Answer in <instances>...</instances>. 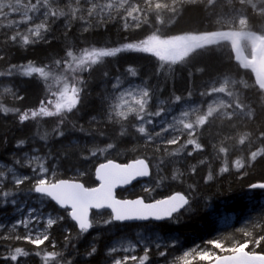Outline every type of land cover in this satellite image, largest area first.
Listing matches in <instances>:
<instances>
[{
	"label": "trees",
	"instance_id": "16d2710c",
	"mask_svg": "<svg viewBox=\"0 0 264 264\" xmlns=\"http://www.w3.org/2000/svg\"><path fill=\"white\" fill-rule=\"evenodd\" d=\"M53 4V10L64 15L32 23L33 27L44 25L40 37L28 31L30 25L22 22V27L16 28L14 19L0 16V73L10 69L13 73L0 75V264H115L117 259L121 264H140L146 248L144 264H185L184 251L189 250L194 260L188 264H205L196 258L198 250L221 256L232 253L227 249L244 241H249L247 251L264 254V190L250 188L264 183V154L237 169L230 158L222 162L226 152L220 151L221 146L216 144L215 149L203 138L210 123L197 126L194 135L186 132L177 143L168 144L171 135L158 131L154 124L142 134L132 115L126 119L114 109L118 89L132 85L149 91L148 112H160L157 118L179 113L187 105L207 106L221 93L231 100L230 114L246 123L242 130L247 136L245 144L255 140L258 150L264 149V87L257 84L250 70L240 67L229 44H209L178 61L123 49L84 69L74 67L66 55L69 50L79 56L84 49L123 48L151 37L223 32L264 35V0H159L140 4L132 16L122 10L109 15L76 14L75 18L71 13L75 3L55 0ZM17 33L13 41L11 36ZM24 35L34 42L23 44ZM12 65L17 67L12 69ZM29 66L43 67L46 75H24ZM130 66L137 73L134 77L127 71ZM65 87L79 90L74 109L31 117L42 101L48 111L56 113L54 97ZM176 96L181 97L179 102ZM24 112L29 119L21 123L19 117ZM189 139L201 148L188 144ZM35 155L45 161L49 183L74 180L86 188L98 185L95 170L101 163L144 159L152 170L150 179L118 196L153 202L184 193L189 204L171 221L160 224L105 223L111 216L108 211L93 213V227L81 232L68 211L35 194L34 184L41 178L39 165L28 162ZM225 167L228 170L222 172ZM13 171L27 177L19 186L9 177ZM21 207L53 216L55 223L45 226L48 239L43 244L30 243L20 228H10ZM142 233L173 238L176 245L142 246L130 255L113 251L120 241L138 243ZM210 241H219L223 248ZM17 248L27 255L12 261L10 256ZM49 253L57 255L52 258ZM125 257L129 259L125 261Z\"/></svg>",
	"mask_w": 264,
	"mask_h": 264
},
{
	"label": "snow or ice",
	"instance_id": "6c2138e0",
	"mask_svg": "<svg viewBox=\"0 0 264 264\" xmlns=\"http://www.w3.org/2000/svg\"><path fill=\"white\" fill-rule=\"evenodd\" d=\"M18 3H20V0H17ZM31 5L29 11L34 12L36 14H39L43 17L51 16H57V15H64L63 12H57V11H51L49 0H34V2H29ZM5 7L4 0H0V9ZM93 7H96L94 4ZM108 8H111L112 5L108 4ZM43 9V11H41ZM91 15V11L89 12ZM129 16H131V12H129ZM33 19L32 16L28 14V11L23 14V20H31ZM13 21L10 20L9 24H12ZM127 27V25H125ZM43 24L36 25L35 30L32 28H29L28 31L32 33L35 37H40L41 32L40 29L43 28ZM16 35L11 36V39L13 41L17 40ZM23 44L27 45L29 43H33L34 41H30L29 37L27 35H24L22 37ZM143 42H140L138 44H126L123 46V48L115 47V48H91V49H84L83 52L77 56L74 54L73 51L69 50L66 55L67 57L71 58L73 62L76 63L77 68L84 69V68H90L93 64H96L101 58L103 57H113L118 52L122 51L123 49H131L135 51H146V49L142 46ZM60 61H57V64H59ZM66 64H68V61H65ZM31 64V62H29ZM17 66L12 65L11 68L15 69ZM131 73V75L134 77L137 75V73L131 68V66L127 69ZM33 73H39L40 75L44 76L46 75L43 67H26L23 71L24 75L30 76ZM12 75L11 69L8 73H0V75ZM116 85H114L115 87ZM219 91H224L223 88H220ZM78 92L79 90L76 88L72 89L71 95H67V89L65 92L60 93V99L55 103L56 113H53L51 111H48L43 106V101L41 102L40 109L33 110L31 112V117L35 118L37 115H54L58 114L61 110L66 109L67 111H71L72 108H74L78 102ZM125 95L124 92L120 93L121 99ZM127 95L130 96L136 104L139 105L138 109H135L138 113V119L143 120L144 116L143 113L145 111L146 105L149 102V91L147 89H140L138 92L129 91L127 92ZM22 98V97H21ZM176 101L179 102L181 100L180 96L175 97ZM51 103V101H49ZM126 103V102H125ZM221 105H217L216 107H213L212 105H209L208 108V115H211L212 112L216 111L217 107H220ZM117 107H122V105H117ZM133 109L129 108V111ZM4 112H8L9 109L4 108ZM16 111H19L18 109ZM160 112L154 113V115H160ZM117 115H120L122 117L126 118V113L124 111H119ZM149 115H153V113H149ZM183 116H188V112H183ZM20 122L24 123L26 120L29 119L28 112H24L20 114ZM205 117H201V120H205ZM183 124V128L190 130V134H194V126L191 122H185L183 120L179 121ZM147 123H153L152 120H148ZM138 131L142 134L145 133V127L139 126ZM63 135V133H60ZM178 137H173L172 139H169L167 141L168 144H175L178 142ZM245 141V137H241L240 143L243 144ZM20 143H23L21 141ZM188 144L195 145V148L200 149L201 145L196 143L195 140L189 139ZM221 152H226V149L221 148ZM189 155L192 153L189 152ZM264 154V149L260 151H254L251 153V159L255 160L257 156ZM95 155V153H93ZM107 165H113L111 161L106 163ZM235 166L237 169H240L244 167L243 163L240 160L235 161ZM101 165L97 169V178L101 181V185H106V190L101 189L100 187L97 188H85L82 184L79 183H71L67 180H60L57 183H49L46 178H41L37 180L34 184V192L37 194H41L43 196L50 197L52 200H54L57 204H59L61 207H70L71 211L69 215L71 218L77 223L79 229L81 232H88L89 229L93 227L92 221L89 219V210L92 208L95 209H103L108 208L111 210V216L108 220L105 221V223H112L115 222H126V221H132V220H139V221H147L149 219L155 220V221H161L164 219H173L174 214L177 213L181 208H184V206L189 204V199L186 198L184 194H173L167 199L158 200L155 203H145L141 199L136 200H117L113 197L112 194V187L117 182L116 179L114 180H105L102 179L100 170ZM116 167L121 169V171L124 172L123 175H121L118 179L120 182L127 183L133 178L137 176H148L149 175V168L148 165L145 163L144 160H137L133 164H128L125 166H121L116 164ZM127 170V171H125ZM228 169L222 168L221 171H227ZM46 171V169L41 168V172ZM212 177L209 176L208 179H211ZM27 179V177H22L16 180L17 186L22 184L24 180ZM251 189H264V183H256L250 185ZM4 195H8L7 193H4ZM13 204H15V201H12ZM36 209H29L28 214L31 216L33 212H35ZM33 220L38 219V217H32ZM28 219L27 217L23 220H17L16 226H20L21 224L24 225L25 228L28 227ZM55 223V220L53 218L47 219V224L49 227H51ZM25 239H28L30 243H33L37 246L41 245L48 239V236L45 234L42 237L40 235H36L35 239H32L31 234L25 237ZM261 239H264V237H261ZM259 240L256 241V244L259 245ZM210 243L213 244L216 248H223L222 243L219 241H210ZM249 241H244L243 243L239 244L237 247L229 248L227 251H230L233 253L232 256L227 258H222L217 256L216 264H264V254H255L254 252L250 253L245 251V249L248 247ZM92 252H95V248L92 249ZM91 254V253H90ZM163 255V253H161ZM20 255H27V253L23 252L22 249L17 248L15 250V254H12L10 256V259L12 261H16L17 257ZM39 255V253H37ZM57 254L56 253H49L47 256H50L52 258H55ZM210 254L208 252H201L200 253V259H208ZM47 258V257H46ZM5 259H8V257H5ZM129 258L125 257L124 260L127 261ZM132 260H135L136 257L132 256ZM148 259L147 255V248L145 249V254L140 260V264H144V262ZM115 264H121V261L117 259L115 261ZM185 264H188V261H185Z\"/></svg>",
	"mask_w": 264,
	"mask_h": 264
},
{
	"label": "rangeland",
	"instance_id": "374dc122",
	"mask_svg": "<svg viewBox=\"0 0 264 264\" xmlns=\"http://www.w3.org/2000/svg\"><path fill=\"white\" fill-rule=\"evenodd\" d=\"M52 1L55 0H49V5L51 4ZM66 1L75 3L73 4L72 7L73 12H71L72 17L75 18L76 14L85 13L86 15H90L89 14L90 11L91 13L96 12L98 14L109 15L111 12L126 10L127 14L129 15V12H131V16H132L136 14V12L138 11V9L140 8V4L146 6L151 1L158 2L159 0H66ZM172 1L176 2L178 0H172ZM29 2L30 0H20V3H18L17 0H4L5 7L0 9V16L14 19L16 28H21L23 22L27 25H30V28L35 30L36 27L31 26L32 23H37V21H42L43 19H47L51 15H49L48 17H43L39 14L29 11L31 7ZM31 2H34V0H31ZM60 2L63 3V0L62 1L60 0ZM94 4L96 5V7H93ZM108 4H111L112 7L108 8L107 7ZM53 6L54 4L50 5L51 11H54ZM27 11L28 14L33 17V19L24 21L23 14ZM41 11H43V9ZM241 25L242 28L245 27L243 22L241 23ZM224 36L225 34H213V35H205V36L188 35V36H176L173 38L151 37L147 39L142 44V46L146 49V52L152 53L160 59L168 60V61H176V60L178 61V59L187 56L195 49L197 50L199 48H202L204 46L213 43H219V42L227 43ZM238 40L239 43H241V49L243 53L247 47L254 49L255 43H257L256 37L248 33H242V35L238 36ZM228 44L231 47L230 43ZM72 64L74 65V67H77L75 66L76 65L75 62L72 61ZM66 89H67L66 94L71 95L72 90L68 89V87L62 88L60 93L65 92ZM140 89L143 88L137 85H132L126 88L118 89L116 96L117 100L114 105V109L117 113L119 111H124L126 113V119L131 115L133 116L134 120L137 121V124H135L136 128H138L139 126H144L146 128L148 125L154 124V127L158 131H161L164 134L171 135L172 138L173 137L181 138L182 134L186 132L189 135H194V134H190V130L183 128V124L180 123L179 121L183 120L185 122H191L194 126V133L197 129L196 128L197 126L210 123L211 127L205 131L206 133L204 134L202 133V136L204 139L209 140L210 141L209 144H211L215 149H216V144L218 147L221 146L222 148L226 149V156L222 157V162H226L230 158L231 162L235 163L236 160H240L243 164H246L247 166V164H250L253 161L251 159V153L254 151H259L257 147L259 144L258 141L254 140V142H252L250 145L245 144V141L243 144L240 143L241 137H244L242 130L246 125V123H244L243 122L244 120L239 118L238 115L230 114L228 109L231 108V102H230L231 100L226 96L222 95L221 93H219L213 99V101L207 106L187 105L179 113H169L166 115H162L160 118H157V115L154 114L149 115L150 113L148 112V105L150 102L149 101L143 113L144 119L141 120L138 119V113L137 111H135V109L139 108V105L136 104L135 101L130 96L127 95V92L129 91L138 92ZM121 92L125 93L122 99L120 96ZM60 93L56 94L54 97L56 102L60 99V95H59ZM117 105H122V107L118 108ZM209 105H212L213 107H216L217 105H221V106L217 107L216 111L212 112L211 115H208ZM129 108L133 110L129 111ZM54 109L56 110L55 104H54ZM185 111L188 112V116L186 117L183 116V112ZM201 117H205L206 119L201 120ZM148 120H152L153 123H147ZM245 137H246L245 139H247V136ZM214 148L212 149L215 150ZM215 156L217 157L218 155L215 154ZM29 158L30 157H28V159ZM29 161L38 164L39 165L38 169L40 170L39 176L41 175V178H46L48 180L47 172L46 171L41 172L42 167L43 169H45L44 168L45 161H43L37 155L32 156L28 160V162ZM9 174H10L9 177H13L12 180L14 182H16V180L19 178L25 177L23 173L21 175L18 171H13L12 173ZM2 180L3 179H1V181ZM28 210L29 208L21 207L20 210L17 212L18 216L16 220L14 221L13 224L10 225V228L13 230H17L20 228L26 235L31 234L32 239H35L36 235H40L42 237L46 233L45 226H48L47 219L50 217L53 218V216L50 213L45 214L40 211H35L31 214V216H29ZM26 217L29 221L27 228H25L23 224H21L20 226H16L17 220H23ZM32 217H38V219L33 220ZM8 223L9 221L4 222L3 224L7 225ZM175 243L176 240L173 238L164 239L161 237L146 236L144 233H142L138 238V243L120 241L115 243L113 251L114 252L116 251L117 253H123L124 255H130L131 253H134L142 246H151V245H154L155 247H161L163 245L173 246L176 245ZM201 252H208L210 254L208 259L201 260L203 262H209L218 256L216 254H211L209 250L200 249L198 250V252L195 253L196 258L198 260H200ZM192 253H193L192 250L184 251V259L187 261L194 260L193 256L191 257Z\"/></svg>",
	"mask_w": 264,
	"mask_h": 264
},
{
	"label": "water",
	"instance_id": "95a60500",
	"mask_svg": "<svg viewBox=\"0 0 264 264\" xmlns=\"http://www.w3.org/2000/svg\"><path fill=\"white\" fill-rule=\"evenodd\" d=\"M226 40H228L231 45H232V48L234 50V53H235V56H236V59L237 61L244 67H247V68H250L252 70L255 71L256 75H257V78L261 81H264V37L262 38H258L257 40V45L255 47V50H254V56H253V59L250 60L248 59L245 54L243 53L238 41L236 38L232 37L231 35H225L224 36ZM145 161V160H144ZM112 163H114L113 165H107L106 163L104 164H101V170H100V174H101V177L102 179H105V180H114L116 179V183L113 185L112 187V194H113V197L117 200H123V199H119L117 197V193L120 191V190H127L131 187H133L135 184L141 182V181H144V180H147L150 178L151 176V168L150 166L148 165V163L145 161V163L148 165V168H149V175L148 176H137L135 178H133L132 180H130L129 182L127 183H123V182H120L119 181V177L121 175L124 174L123 171H121V169L117 168L116 167V164L118 165H121V166H125V165H128V164H120V163H117V162H114V161H111ZM136 161L134 162H131L129 164H133L135 163ZM108 163V162H107ZM99 168V166L97 167V169ZM97 169H96V181L98 182V187H100L101 185V181L97 178ZM127 171V170H125ZM71 183H79V184H82L80 182H75V181H69ZM83 185V184H82ZM84 186V185H83ZM85 187V186H84ZM101 189L103 190H106V185H101ZM37 194V193H36ZM180 194V193H179ZM38 196H43L41 194H37ZM43 197H46V198H49L55 205L59 206L60 208L62 209H67L69 211H71L70 207H61L59 204H57L54 200H52L50 197H47V196H43ZM138 199H141V198H138ZM167 199V198H166ZM136 200V199H134ZM143 200V199H141ZM144 201V200H143ZM152 203H155V202H152ZM186 206H184L185 208ZM184 208H181L178 212H181ZM110 211V209L108 208H103V209H95V208H92L89 210V219L91 220V215H92V212L96 211V212H99V211ZM177 212V213H178ZM175 213L174 216L177 214ZM73 220V219H72ZM171 219H164V220H161V221H155V220H152V219H149L147 221H139V220H132V221H126V222H123V223H131V224H143V223H149L151 221L153 222H156V223H163V222H166V221H169ZM74 221V220H73ZM75 222V221H74ZM76 223V222H75ZM120 223V222H119ZM77 224V223H76ZM78 226V225H77ZM90 230V229H89ZM233 254L231 255H226V256H222V258H227V257H230L232 256ZM210 264H216V260Z\"/></svg>",
	"mask_w": 264,
	"mask_h": 264
},
{
	"label": "bare ground",
	"instance_id": "6f19581e",
	"mask_svg": "<svg viewBox=\"0 0 264 264\" xmlns=\"http://www.w3.org/2000/svg\"><path fill=\"white\" fill-rule=\"evenodd\" d=\"M247 131V130H246ZM181 194H184V193H181ZM185 195V194H184ZM186 196V195H185ZM187 197V196H186Z\"/></svg>",
	"mask_w": 264,
	"mask_h": 264
}]
</instances>
